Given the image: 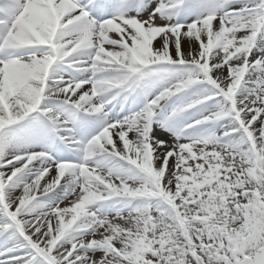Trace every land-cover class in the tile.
<instances>
[{
    "label": "snow or ice",
    "instance_id": "6c2138e0",
    "mask_svg": "<svg viewBox=\"0 0 264 264\" xmlns=\"http://www.w3.org/2000/svg\"><path fill=\"white\" fill-rule=\"evenodd\" d=\"M0 264H264V0H0Z\"/></svg>",
    "mask_w": 264,
    "mask_h": 264
},
{
    "label": "bare ground",
    "instance_id": "6f19581e",
    "mask_svg": "<svg viewBox=\"0 0 264 264\" xmlns=\"http://www.w3.org/2000/svg\"><path fill=\"white\" fill-rule=\"evenodd\" d=\"M165 139H167V137H165Z\"/></svg>",
    "mask_w": 264,
    "mask_h": 264
}]
</instances>
